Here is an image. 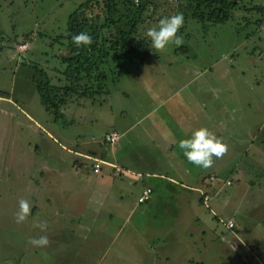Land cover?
Here are the masks:
<instances>
[{
  "label": "rangeland",
  "instance_id": "1",
  "mask_svg": "<svg viewBox=\"0 0 264 264\" xmlns=\"http://www.w3.org/2000/svg\"><path fill=\"white\" fill-rule=\"evenodd\" d=\"M83 1L0 0V264H160L153 258L159 254L155 248L162 249L167 234L190 240V231L176 226L173 218L176 208L183 211L179 197L184 201L189 193L180 181L191 182L179 179L173 171L166 172L173 160L169 152L161 151L157 156L162 163L159 171L168 173L167 178L176 177L177 184L160 177L143 176L135 183L125 179L116 190L111 184L109 191L120 193L124 197L121 202L115 201V196L94 198L99 184L92 178L101 165L120 167L104 160L95 171L100 160L90 155L95 143L102 144L107 129H122L119 125L145 115L151 106L158 115L182 107L183 111L203 110L204 118L210 115L211 121L224 111L217 120L227 123L234 116V127L242 126L241 133L234 134V142L241 147L247 145L246 127L264 123V15L241 8L264 5V0L240 1L231 16L219 23L183 15L184 25L177 33L183 45L171 43L156 52L149 38L148 53L141 63L136 57L121 61L120 78L109 94L68 102L63 119H55L40 102L35 84L46 77L51 83L60 82L65 67L60 56L66 52V40L59 37L66 32L69 14ZM186 4L187 0H152L139 31L146 34L160 18L183 13L179 6ZM21 43L27 44L24 49H18ZM184 114L182 125L187 126ZM211 121L209 117L207 124ZM135 137L131 131V142L137 141ZM117 141L101 146L107 150ZM148 148L134 146L129 151L143 153ZM261 164H240L237 172L254 189L261 186L259 192L264 195ZM175 167L182 171L184 165ZM111 169L119 176L123 172ZM46 173L53 175L51 181L45 180ZM244 185L227 187L235 193L225 190L219 201H231L221 207L210 201V195L208 206L201 205L198 193H192L204 216L199 228L200 232L205 228L206 237L243 231L249 222L245 204L250 200L257 201L252 203L255 212L251 211V216L259 219L264 215V196H242ZM144 186L153 188L152 197L138 203ZM20 199L32 205L23 223H17L15 215ZM229 217L235 219V229L226 230L221 223ZM40 221H47L46 231L35 226ZM260 231L264 238V230L256 229ZM41 235L48 236L47 247L29 243L30 238ZM171 247L175 249L176 244Z\"/></svg>",
  "mask_w": 264,
  "mask_h": 264
},
{
  "label": "crops",
  "instance_id": "2",
  "mask_svg": "<svg viewBox=\"0 0 264 264\" xmlns=\"http://www.w3.org/2000/svg\"><path fill=\"white\" fill-rule=\"evenodd\" d=\"M151 109L152 106L145 115H137L136 118L133 119L134 121H128V123L119 125L122 129H118L117 131L121 132V137L114 146L108 145L109 148L105 150L101 146L106 143L104 138L102 139V144H100V142L95 143L94 148L96 150L92 149L90 155L95 157L94 159L106 160L110 162V164L111 162L118 163L123 172L119 176L111 172L113 166H110L111 168H109L101 165L98 174H94L96 176H93L92 178V181L98 182L99 184L98 193L97 191H93L92 197L98 198L100 195H105L106 199H108L109 196H115V201L121 202L124 197L120 193L113 192V190L109 192L111 184L113 185V189L116 190L118 186H121L120 181L126 179L131 183H135V181L140 180L143 176L148 179L158 177L165 178L171 183L177 184L178 180H176V177L167 178L169 176L168 173L159 171L162 163L161 165L159 164L161 158H157L159 154L158 152L167 151L169 152V159L171 161L173 160V162L168 164L169 166L167 165L168 171L166 172L173 171V173L180 176V178H177L184 180L187 179L191 182L187 183V185L180 181L181 186L184 189H188L189 193H186L187 197L184 201L179 197L181 203L180 208H182L183 211L181 213L176 208L174 210L175 217L173 218L176 226L180 225L183 229L190 231L189 236L191 237L190 240L187 241L183 236L170 237L169 234H167L166 236L170 237V239L164 237V239H162V249L158 248L157 251V248H155L156 252L159 254H155L156 256L153 257L154 260L160 264H174L177 260L181 262L179 263V261H177L175 264H246L247 262L250 264H264V238H261L260 234H258L261 233V231L256 232V229L264 230V215L262 214L260 215L261 218L256 219L250 214L251 211L255 212V210H252L255 207L252 203H257L256 200H250L248 202L249 205L245 204L247 213L249 212V222H247L243 231L235 232L232 230L234 231L233 233L229 232L227 234L222 231L220 234L217 233L215 236L213 235L214 237H206L207 233L203 232L205 231V228L201 232L199 228L200 223L203 222L204 216L202 211L198 210L192 194L193 192L198 193L197 202L201 205H205L202 203L200 194V191H205L211 196L210 201H213L218 207L230 204L231 200L229 201L228 199H226L225 202L223 201V203L219 201V198L223 197L225 190L227 193H235L234 190L227 189L229 186H233L234 188L240 184H245V189L241 191L242 196L247 194H252L255 197H259L260 195L264 196L259 192L261 186L257 187V191L254 189L253 185H249V180H244V176H240L241 173L239 174V172H237V166L240 164L258 163L262 165L261 162L264 163V123L256 126L249 124V126L246 127L247 141H245V143L247 145L241 147V145H235L234 142L236 137L234 134L241 133L242 131V126L234 127V116H232L230 122L227 123H222L220 120H217L221 116V112L224 111L218 112L214 116V120L211 121L212 116L207 115L204 118V111L201 109V111H183V107L182 109L177 108L176 110L178 111H168V109H166L162 115H158L157 111ZM183 114L185 115L187 126L182 125L184 123ZM156 117H161V120L158 121ZM209 117L211 123L207 124ZM147 121H149L147 125L148 127L144 126ZM202 126L213 131L217 137L222 139V141L228 146L227 153L222 158L216 159L214 165L207 170L190 163L184 156L183 151L178 147V142L181 139L190 136L187 137V133L191 134L193 130ZM110 130H115V128L107 129L105 132ZM131 131L134 132L137 141L131 142V139H129V133ZM183 134H185V136H183ZM145 142H147V144H145ZM146 145H149L146 152L137 153V151H135L130 153L129 151V149L134 146L136 148H143ZM238 152H241V154L239 155ZM255 153L258 154V158L253 157ZM74 154L80 155L78 151H74ZM170 154L174 155L175 162ZM179 164L184 165L182 171L175 167L179 166ZM194 168L197 169V172H194ZM177 170L181 173H177ZM45 175L47 177L45 180L51 181L53 175L49 176L47 173ZM213 175L215 178L211 179L209 176ZM47 184L49 183L47 182ZM247 184L250 187H246ZM140 193L141 191L139 192V195ZM151 197L152 194L145 202H148ZM228 197L230 196L228 195ZM99 200H101L100 197ZM240 211L242 212L244 209L240 208ZM228 220H233V227L229 228L226 225ZM228 220H223V222H221L225 229H235V219L229 217ZM255 227L257 228L255 229ZM200 235H202L201 239H199ZM172 244H176L175 249L171 247ZM209 245H212L213 247L211 248ZM164 260H166V262H163Z\"/></svg>",
  "mask_w": 264,
  "mask_h": 264
},
{
  "label": "trees",
  "instance_id": "3",
  "mask_svg": "<svg viewBox=\"0 0 264 264\" xmlns=\"http://www.w3.org/2000/svg\"><path fill=\"white\" fill-rule=\"evenodd\" d=\"M151 1L140 0L137 5L134 0H84L69 14L66 32L59 37L66 40V52L60 56V61L65 64L61 70L62 78L58 84L51 83L40 71L46 78L35 84L40 102L55 119H63V107L68 102L109 94L120 78L122 60L136 57L142 62L148 53L149 37L139 30L147 18L144 13ZM240 1L187 0V4L179 9L183 15L198 21L219 23L231 16ZM241 8L264 15L262 4L242 5ZM82 31L92 36L93 43L78 49L72 35Z\"/></svg>",
  "mask_w": 264,
  "mask_h": 264
},
{
  "label": "clouds",
  "instance_id": "4",
  "mask_svg": "<svg viewBox=\"0 0 264 264\" xmlns=\"http://www.w3.org/2000/svg\"><path fill=\"white\" fill-rule=\"evenodd\" d=\"M139 5L140 0H134ZM184 25L183 13H176L162 17L156 26L148 28L146 35L150 38L152 48L156 52H162L166 47L174 43L177 47L183 45L182 36L177 35ZM72 41L79 49L81 46H90L93 38L87 32L72 35ZM178 147L183 151L187 160L202 169H209L216 159L222 158L228 151V146L207 127H199L193 130L188 138L181 139ZM32 205L26 199H20L16 212V222L23 223L31 214ZM36 227L46 231L47 221L37 222ZM29 243L34 247H47L50 240L47 235L30 238Z\"/></svg>",
  "mask_w": 264,
  "mask_h": 264
},
{
  "label": "built area",
  "instance_id": "5",
  "mask_svg": "<svg viewBox=\"0 0 264 264\" xmlns=\"http://www.w3.org/2000/svg\"><path fill=\"white\" fill-rule=\"evenodd\" d=\"M26 43H21L18 45V49H24L26 47ZM121 137V133H119L117 130H110L104 134V141L106 143H114ZM100 163V164H99ZM101 164H104V161H97V163L94 166V170H99V167ZM110 164V163H109ZM113 168L116 170V173H120L122 171L121 167L116 166L115 164H111ZM213 179V177H210ZM201 196H202V202L208 206V201H209V194H207L205 191H200ZM152 194V189L149 186H145L142 188L140 195L137 198V201L139 203L145 202L148 198H150ZM226 225L231 228L234 226L233 220H228L226 222Z\"/></svg>",
  "mask_w": 264,
  "mask_h": 264
}]
</instances>
